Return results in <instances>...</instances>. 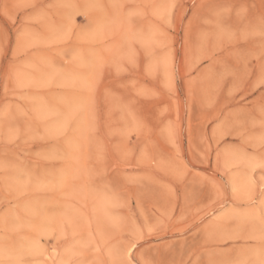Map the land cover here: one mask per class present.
I'll return each instance as SVG.
<instances>
[{"label": "rangeland", "instance_id": "rangeland-1", "mask_svg": "<svg viewBox=\"0 0 264 264\" xmlns=\"http://www.w3.org/2000/svg\"><path fill=\"white\" fill-rule=\"evenodd\" d=\"M0 264H264V0H0Z\"/></svg>", "mask_w": 264, "mask_h": 264}]
</instances>
